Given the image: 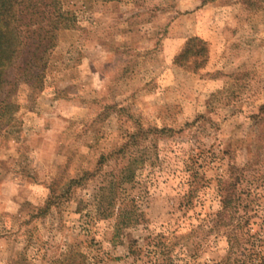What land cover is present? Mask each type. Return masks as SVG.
I'll list each match as a JSON object with an SVG mask.
<instances>
[{
    "label": "rangeland",
    "instance_id": "rangeland-1",
    "mask_svg": "<svg viewBox=\"0 0 264 264\" xmlns=\"http://www.w3.org/2000/svg\"><path fill=\"white\" fill-rule=\"evenodd\" d=\"M46 9L69 26L25 76L15 47L0 86V264H162V236L199 244L169 264H220L196 226L231 166L264 216V0Z\"/></svg>",
    "mask_w": 264,
    "mask_h": 264
},
{
    "label": "trees",
    "instance_id": "trees-1",
    "mask_svg": "<svg viewBox=\"0 0 264 264\" xmlns=\"http://www.w3.org/2000/svg\"><path fill=\"white\" fill-rule=\"evenodd\" d=\"M48 5L55 7V0H0V86L7 82L6 70L15 47L23 46L17 72L25 76L33 68L45 65L47 53L57 43L58 33L69 26L65 24L64 14L56 10L49 12ZM19 29L24 31V43L20 41ZM248 170V167L231 166L227 178L217 180L218 209L205 213L196 226L206 237L215 234L226 239L227 255L220 264H264V216L260 217L255 199H252L254 180H250ZM191 195H194L192 190L184 194L185 205L190 204ZM162 237L149 243L156 247L162 264L172 263L176 254L178 258L181 256L179 261L184 262L191 246L198 249V242L189 236H176L174 241ZM190 257L197 259L196 254Z\"/></svg>",
    "mask_w": 264,
    "mask_h": 264
}]
</instances>
